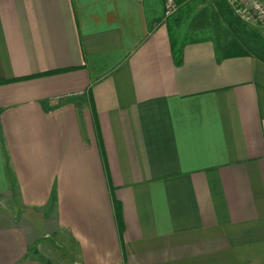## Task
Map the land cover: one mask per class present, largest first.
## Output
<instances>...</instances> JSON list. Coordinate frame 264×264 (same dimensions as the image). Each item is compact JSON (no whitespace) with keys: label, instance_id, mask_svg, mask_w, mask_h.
Returning <instances> with one entry per match:
<instances>
[{"label":"crops","instance_id":"1","mask_svg":"<svg viewBox=\"0 0 264 264\" xmlns=\"http://www.w3.org/2000/svg\"><path fill=\"white\" fill-rule=\"evenodd\" d=\"M0 264H264V63L177 65L145 0H0Z\"/></svg>","mask_w":264,"mask_h":264},{"label":"trees","instance_id":"2","mask_svg":"<svg viewBox=\"0 0 264 264\" xmlns=\"http://www.w3.org/2000/svg\"><path fill=\"white\" fill-rule=\"evenodd\" d=\"M166 0L145 1L147 30L163 20ZM177 11L165 20L171 54L174 62L181 63L186 45L210 42L217 61L231 57H252L264 63V38L245 26L224 0H215L208 7L202 1L174 0ZM150 8V9H149Z\"/></svg>","mask_w":264,"mask_h":264},{"label":"built area","instance_id":"3","mask_svg":"<svg viewBox=\"0 0 264 264\" xmlns=\"http://www.w3.org/2000/svg\"><path fill=\"white\" fill-rule=\"evenodd\" d=\"M224 1L245 26H260L264 30V0ZM177 8L174 0H166L164 4L163 21L172 16L177 11Z\"/></svg>","mask_w":264,"mask_h":264},{"label":"rangeland","instance_id":"4","mask_svg":"<svg viewBox=\"0 0 264 264\" xmlns=\"http://www.w3.org/2000/svg\"><path fill=\"white\" fill-rule=\"evenodd\" d=\"M145 1H146L147 6L151 5L152 0H145ZM196 1H202V4H200V6H199V9H200L201 7H208L209 8L212 5V3H214L215 0H196ZM163 24L165 25V21H163ZM249 28L264 38V34H263L264 30L262 27L252 26ZM59 248L61 249V247H59ZM59 248H58L57 252L62 253V251Z\"/></svg>","mask_w":264,"mask_h":264}]
</instances>
